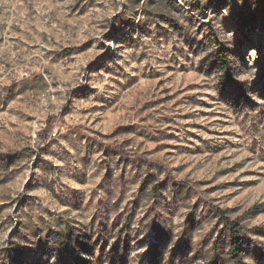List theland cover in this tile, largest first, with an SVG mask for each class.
Here are the masks:
<instances>
[{"label":"rangeland","instance_id":"1","mask_svg":"<svg viewBox=\"0 0 264 264\" xmlns=\"http://www.w3.org/2000/svg\"><path fill=\"white\" fill-rule=\"evenodd\" d=\"M254 7L0 0V264H264Z\"/></svg>","mask_w":264,"mask_h":264},{"label":"trees","instance_id":"2","mask_svg":"<svg viewBox=\"0 0 264 264\" xmlns=\"http://www.w3.org/2000/svg\"><path fill=\"white\" fill-rule=\"evenodd\" d=\"M256 1V7H254L253 9H251L250 13L248 14L249 18H250V22L254 23L257 18H259V14L258 10L259 8H261L262 6L264 7V0H255ZM221 67L222 69L228 74H232L231 71V66L229 64V61L227 60V58L222 57L221 59ZM256 208V206L254 207ZM219 212L218 214L223 216L226 224L231 227L233 229V232L235 233L234 235V239H233V246H232V253H233V260H234V264H244L243 260H242V245H241V239L239 237V231L241 228V225H238V223L236 222H229V220L225 217L224 213Z\"/></svg>","mask_w":264,"mask_h":264},{"label":"built area","instance_id":"3","mask_svg":"<svg viewBox=\"0 0 264 264\" xmlns=\"http://www.w3.org/2000/svg\"><path fill=\"white\" fill-rule=\"evenodd\" d=\"M55 134V133H54Z\"/></svg>","mask_w":264,"mask_h":264}]
</instances>
